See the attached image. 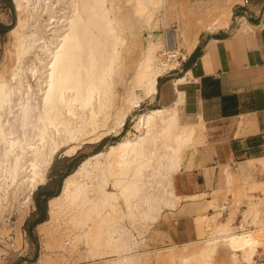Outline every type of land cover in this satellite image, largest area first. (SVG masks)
<instances>
[{"label":"bare ground","instance_id":"obj_1","mask_svg":"<svg viewBox=\"0 0 264 264\" xmlns=\"http://www.w3.org/2000/svg\"><path fill=\"white\" fill-rule=\"evenodd\" d=\"M167 1L14 0L17 21L7 33L8 55L17 69L6 76V65L0 67V209L9 199L19 209L31 205L56 153L71 156L85 139L99 143L118 133L132 108L157 91L158 77L177 63L175 31L165 32L164 40H148L122 99L117 85L124 76L127 34L155 21ZM226 8L211 14L206 28L228 25L232 12ZM194 42H186V51ZM161 47L165 59L157 54ZM175 106L140 114L138 134L91 154L64 178L61 191L48 199V219L38 225L47 248L63 247L68 235L69 250L82 245L86 257L108 255V264H139L142 255L134 253L138 242L131 228L155 223L164 208L176 207L181 195L173 179L182 150L203 139L195 123H178ZM256 166L264 171V157ZM259 185L262 180L235 190L250 198L247 192ZM252 203L237 225L231 215L222 219L221 212L214 213L218 224L196 249L179 252L177 263L216 264L221 250L229 254L223 264H264L257 261L262 247L257 233L236 231L255 211ZM259 227L264 232V216ZM47 254L39 264L50 261Z\"/></svg>","mask_w":264,"mask_h":264},{"label":"crops","instance_id":"obj_2","mask_svg":"<svg viewBox=\"0 0 264 264\" xmlns=\"http://www.w3.org/2000/svg\"><path fill=\"white\" fill-rule=\"evenodd\" d=\"M163 7L166 3L156 13L154 28L165 19L159 21ZM231 12L228 25L203 29L186 40L195 41L190 52H183L177 65L158 77L157 91L147 101L155 108L176 105L179 124L203 126L202 142L191 148L177 173L180 201L166 212L167 218L163 211L156 221L165 222L161 227L174 241L197 236V215L222 209L224 218L233 213L237 225L246 199L235 206L236 213L232 203L215 209L213 192L230 186L231 197L238 195L235 188L261 180L251 171L257 168L256 159L264 157V0H236ZM169 31H179V22H170L164 33ZM218 202L220 196L213 201Z\"/></svg>","mask_w":264,"mask_h":264},{"label":"rangeland","instance_id":"obj_3","mask_svg":"<svg viewBox=\"0 0 264 264\" xmlns=\"http://www.w3.org/2000/svg\"><path fill=\"white\" fill-rule=\"evenodd\" d=\"M234 1L236 0H168L166 3V7L161 8L158 14L159 21L161 18H165L166 21L165 19L162 20L161 24H158V26L154 28L153 18L150 24L141 27L136 32V35H130L128 33L127 44L124 46L123 51L124 76L120 80L121 82L117 85L120 98L124 96L126 85H128L130 76L132 75L136 64L142 57L143 47L146 46L149 39L160 38L161 40H164V30L167 29L169 23L174 20L178 21L179 31H176L177 41L179 42L177 46L180 47H177V51L179 52L176 51L177 53H179V57L177 58L178 61L182 57L183 52L187 50V48H185L186 40L190 41L192 37L197 36L199 31L206 29V21L211 17V14H214L216 11L221 10L224 6H227L229 11L231 12V7ZM15 5L16 4L14 0H0V24L9 26L10 29L15 25L17 21L18 11L16 10L17 8ZM7 31L0 33V67L2 64L6 65V76H8V74H10V72L12 71L15 72L17 69V64L13 63V59L8 55V49L11 44V37L8 35ZM165 50V47L158 48L157 54H159L160 51L164 52ZM160 58L165 59L163 56ZM174 65L176 66L177 63H175ZM148 98L149 97H144V99L138 106L132 108V110L126 117L124 125L121 127L118 133L116 131H112L99 143H93L90 142L89 139H87L88 141L85 139L80 143L79 147L76 149V152L71 156L65 155L64 150L56 153L51 165L49 166L45 183L40 185L38 189L33 193V202L31 205L19 209L17 206V202H15L14 200L10 201L9 199L8 203H3V206L0 209V264H39V260L42 259L45 253H48L47 255L51 254L49 255L51 259L46 264H108L107 260H110L112 256L105 255V257L102 258L86 257L84 251L85 249L82 247V245H79L76 249H74L75 251L69 250L70 247L67 245L68 235L66 236V238H63V247H57L56 244H54V246L56 247L53 246V248H51L52 246L48 248L47 246H45L46 240L43 234L40 233L38 225L39 223H42L43 221L48 219V199L53 196L47 197L45 201V195L42 193V191L57 192L58 194L61 191L64 178L68 174L73 172V170L80 164L82 160L89 157L95 152L107 149L110 144L115 143L124 137H133L135 133L138 134L135 124L140 114L145 113L150 109H155L153 105H147ZM121 103V100H119L118 106H120ZM197 128L199 131H201L203 126L200 124L197 126ZM193 142V145L190 144L184 147V149L182 150V164L185 160V157L189 155L191 148L200 143V141L197 140H194ZM221 168H223V166ZM179 171L180 169L175 173L173 179L175 192L177 194H180L177 190V173H179ZM65 173L67 174L62 178V175H64ZM251 173L254 177L262 180V185H259V187L252 191L253 193L250 198L242 196L246 199L245 204L243 203V208L245 209L240 210L239 217L241 216L242 212L246 211L250 207L251 201L253 202L252 204L256 203L255 205H253V210H257L256 212L258 213L256 214L255 211H252V213L254 214L251 213L247 216L244 228H241L240 231L246 230L247 228V230H253V232L257 233L254 234L257 239H260V243L262 245L259 251L260 255H258L257 257V261L260 262L264 260V232L260 230L259 227L260 219H262L264 216V171L262 172L258 168H253ZM228 193L232 194L231 189L229 190L224 187L219 189L218 191L213 192L211 197L212 200L214 201L216 200L217 196H220L221 202L213 203V201H211V205L213 206V208L219 209L223 208L224 205L229 206L232 203L233 206L231 207V210L236 213L237 207L235 206H237L239 202H242L241 200L243 198L238 197V195L236 197L235 194L234 196L231 195V198L230 194ZM37 194L38 198L41 201V205L39 208L35 203V197H37ZM227 194L231 198V202L229 201ZM168 210H170V208H164V210L161 211V213L165 211L162 214V217L164 219L168 217L166 214ZM219 211L223 212V210L221 209L215 211L214 213L217 215ZM161 213L159 218L161 217ZM214 213L212 215L204 214L203 216H195L194 221L196 224L197 236L186 242H179L171 239L169 234L164 231L165 229L161 227L165 225V222L162 223V221H160L152 224L150 223L151 225L137 223L136 227H139V229H135V227L131 229L136 237V242H138L136 243L134 253L142 255L140 257L139 264H178V261H176L177 257L175 256H177V254H180L181 252L188 253L196 249V247H198L202 242L200 240H203L206 237V234L208 235L211 232L215 224H218V221H220V219L217 221L215 218L216 215ZM232 214L233 213L231 212L230 215L233 217ZM40 215L43 216L42 221H38ZM223 216H226L225 212L223 213ZM224 217H222V219ZM253 217L254 219H256L255 222L254 220H251L253 219ZM251 221H253V224L251 223ZM142 225L144 227L143 230L140 229V226ZM64 246L66 247V249ZM185 246L187 247V249L185 248ZM51 249L53 251H50ZM228 255V253H225L221 250H219V252L217 251L215 255V263H226L225 260L227 261L229 257Z\"/></svg>","mask_w":264,"mask_h":264},{"label":"trees","instance_id":"obj_4","mask_svg":"<svg viewBox=\"0 0 264 264\" xmlns=\"http://www.w3.org/2000/svg\"><path fill=\"white\" fill-rule=\"evenodd\" d=\"M10 27L9 26H6V25H2L0 24V33H3V32H6L7 30H9ZM126 126V124H125ZM67 173H65L64 175H62V178L66 175ZM42 193L45 195L44 197V200L46 201L47 197H50V196H54L57 194V192H50V191H42ZM35 203H36V206L39 208L40 205H41V201L40 199L38 198V194H37V197H35ZM43 219V216L40 215L39 218H38V221H42Z\"/></svg>","mask_w":264,"mask_h":264},{"label":"built area","instance_id":"obj_5","mask_svg":"<svg viewBox=\"0 0 264 264\" xmlns=\"http://www.w3.org/2000/svg\"><path fill=\"white\" fill-rule=\"evenodd\" d=\"M243 3H244V4H247V3H248V0H243ZM171 27H172V28H175V27H176V23H172V24H171ZM178 54H179V53H178ZM178 54H177L176 57H175L176 59L179 57ZM161 55H162V53L159 52V56H160V57H161ZM164 55H165V54H163V56H164ZM173 57H174V56H173ZM168 71H169V70H168ZM234 169H236V167H234Z\"/></svg>","mask_w":264,"mask_h":264}]
</instances>
